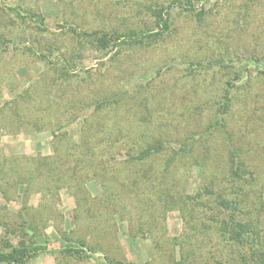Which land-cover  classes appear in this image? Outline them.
Instances as JSON below:
<instances>
[{"label": "rangeland", "instance_id": "rangeland-1", "mask_svg": "<svg viewBox=\"0 0 264 264\" xmlns=\"http://www.w3.org/2000/svg\"><path fill=\"white\" fill-rule=\"evenodd\" d=\"M162 1L171 0H0V26L12 30L4 36L12 45L0 55V106L35 87L33 96L44 109L67 111L69 123L60 147L79 141L94 101L109 95L121 98L100 119L106 127H118L119 133H100L74 158L59 157L66 170L82 164L89 168L87 178L67 174L71 181L87 179L79 198L69 185L56 194L31 186L27 197L24 185L16 192L11 184L5 186L7 200L0 195V243H16L5 226H14L17 211L28 206L29 219L38 229L35 240L47 249L28 264H108L100 253H88L89 259L60 255L63 234L85 239L104 248L109 257L133 264H173L192 247L197 256L190 264H216L231 254L214 221V199L225 185L229 149L250 167L254 189L264 190V0H193V13L173 4L169 29L146 45L99 49L80 38L83 32L147 31L154 26L153 18L137 4ZM201 10L203 15L197 16ZM17 11L40 15L45 32L36 34L32 20H19ZM48 45L60 51L58 59L57 51L48 58L57 63V70L74 65L65 78L40 58ZM28 46L33 52L23 49ZM226 93L231 103L225 129L213 130L209 125L219 118L216 111ZM98 121L90 118L87 123ZM14 127L0 130V158L54 156L53 132H20ZM143 129L150 137H170L172 143L166 146L174 150L186 140L191 151L166 169L169 148L141 165H128L142 148L136 139ZM129 131L138 135L132 137ZM151 139L155 138L146 141ZM91 148L94 160L82 157ZM99 162L106 170H96ZM53 168L42 167L38 177L46 179ZM213 174L217 182L210 185ZM198 192L201 199L191 201ZM108 198L114 214L101 204ZM42 203L45 207L39 209ZM173 240L179 246L174 248ZM231 256L229 264H241Z\"/></svg>", "mask_w": 264, "mask_h": 264}, {"label": "trees", "instance_id": "trees-1", "mask_svg": "<svg viewBox=\"0 0 264 264\" xmlns=\"http://www.w3.org/2000/svg\"><path fill=\"white\" fill-rule=\"evenodd\" d=\"M192 2L193 0H171L155 2L151 5L149 4L148 6L137 4L138 8L145 7L146 11L153 18L154 28L152 27L144 32L136 31L134 29H128L127 32L123 33L116 30H111L110 32H83L80 34V38L87 39L88 42L95 44L99 49L116 48L126 44L146 45L151 41L161 39V37L169 29V15L175 4L178 5V9H181L182 12L193 13L195 11V7ZM202 15L203 10L197 13V16ZM6 17L8 16L5 15V18ZM16 17L21 21L25 20L27 17L30 18L32 23L35 25L34 30L36 31V34L44 33L46 30L43 18L40 15L29 12L22 15L17 11ZM10 33H12L11 29H8L5 25L0 26V55L6 53L9 50L10 45H12L9 39L7 41L4 40V36L10 35ZM55 47L56 46L54 45L44 47L46 50L42 53V55H40V58L47 59V63L50 64V68L57 70V63H53L48 59L53 56L55 51H57V54L55 55L56 58H59L60 51ZM14 48V51L16 49L18 50V47ZM23 49L25 51L31 50L33 52L30 46L24 47ZM73 66L74 65L72 64H70L69 67L68 65L63 67L59 66L58 70L61 72L59 76L65 78L68 75V68H73ZM37 86L38 84L36 87ZM35 89L36 88L32 86L16 95L10 102L0 106V130L9 128L13 129V122L16 123V127L14 128L20 132L38 133L49 130L53 132L54 141L57 143L56 144L54 142V156L45 158H30L21 155L11 156L9 158L2 156L0 158V195L7 200L4 188L10 184V186L15 187V192L16 188L20 185H24L25 197H27L30 191L29 187L31 186H34V188L37 189H43L46 191L45 194H56L59 193L63 187L67 188L69 185L68 188H74L72 191L76 194V197L79 198V194L85 192L84 185L87 179L85 182L81 180V183L78 181H71V175L68 176L67 174L71 171L73 173L75 172V175L78 177L82 176L87 178L89 168L80 163L82 165L76 167L75 169L69 168L66 170L64 167L59 165V157L67 155L70 156V158H74L75 155L77 156L80 152L84 151L83 146L88 140L91 141V139L100 133H103L105 137H111V132L119 133L118 127H106L100 119H102V112H104L105 109L112 108V106H117L121 98L117 97V95H109L103 99H97L94 101L92 104L94 112L89 115V118L87 117L86 119H83L79 141L73 144L67 142L64 146L61 144L60 147H58V144H60L59 142L63 139L62 131L65 125L69 123L67 118L68 115L66 113L67 111H61V109H44L40 105L41 102H38L37 98L35 99L33 96ZM48 90H50V87ZM230 101L231 97L229 94H224L216 111L219 118H216L214 122L209 125L211 129L214 130L217 128L220 131L225 129L226 125L224 116L230 110ZM51 103L56 102L54 101ZM57 103H60V101ZM217 103L214 104L216 105ZM21 106H25L23 110L20 109ZM75 113L71 116L75 117ZM90 118H94L99 121L98 123L94 122L93 124H89L87 122ZM147 131L148 129H143V134L137 137L136 142H141V144L143 143L142 148L135 157L132 156L128 159L126 162L128 165H131V163L133 165H141L144 160L148 159L152 155L162 154L164 152L167 153V148H169L171 152L168 156V160L166 161V169L171 161H175L180 156H183L191 151V147L187 144L186 140L179 143L180 146L178 149L174 150L171 146H166L169 142L172 143L170 137H150V133ZM129 132L131 133L132 131ZM131 134H133L131 135L132 137H136V135H138L136 132H132ZM148 137L155 139L146 141L149 139ZM230 138L231 137L229 135L228 139ZM131 139L133 140L134 138ZM110 141L117 143V140ZM61 147L63 148V151L61 150L60 152ZM91 150L92 148L85 151L88 152V155L86 156L84 155L85 153H83L82 157L85 158L90 155L89 160H94V154L91 153ZM91 164L92 162H90V167L93 170L94 165ZM101 164L102 162L98 163V168L96 170H106ZM42 167L46 168V170L54 167L53 169H55V171L52 175H49L48 173L46 175V179L42 180L38 177L39 174L37 173V171L42 169ZM223 169L224 175L222 176V182L225 185L224 188L219 190L220 192L218 193V197L214 199V202L218 207V215H216L217 218L215 220L213 219L219 225L220 239L225 242L233 257L239 258L241 264H264V190L254 189L256 186V179H254L253 172L245 162H243L240 158L238 159L236 151L233 149H229L228 159L226 160ZM96 170L95 172H97ZM95 175L96 174H94V176ZM28 179H31V182H29ZM215 181L217 182L216 175L213 174L210 185H214ZM50 188H52V191ZM204 192L208 194L212 193L209 189H204ZM201 197L202 194L198 192L193 197H189V199L192 201L201 199ZM45 200L46 199H44V201ZM101 204L105 206L104 209L108 214H114L111 205V198H108V201L101 202ZM43 207H45V203L39 205V209H42ZM30 211L31 208L23 206L16 213V217L18 219L16 224L14 226L13 224L5 226L8 230V235L16 238L17 241L14 245L10 244L8 241L0 243V264H28L32 258H35L47 251V249L39 246L35 240L38 235V229L29 219ZM138 230L142 229L139 228ZM185 240L186 239H184V241ZM59 241L61 244L59 254L65 257L89 259L88 253L94 252L102 254L105 262L108 264H133L125 260L123 261L121 259L109 257L107 251L104 248H101V246L98 247V245H95L97 247H93L89 245L85 239H73L69 236V234H63ZM176 245L179 246V243L173 240L172 246L175 248ZM194 249L196 248L192 247L190 251L186 252L185 256H181L178 260L173 261V264H190L192 260L194 262V258L197 256ZM231 254L227 255V258L223 257V259L217 261L216 264H229L231 259L229 257Z\"/></svg>", "mask_w": 264, "mask_h": 264}]
</instances>
